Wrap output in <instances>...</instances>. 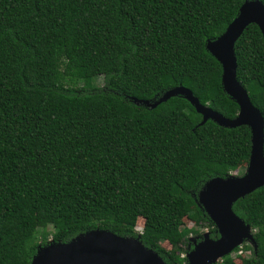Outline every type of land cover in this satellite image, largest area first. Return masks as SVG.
Listing matches in <instances>:
<instances>
[{"label": "trees", "instance_id": "trees-1", "mask_svg": "<svg viewBox=\"0 0 264 264\" xmlns=\"http://www.w3.org/2000/svg\"><path fill=\"white\" fill-rule=\"evenodd\" d=\"M243 1L0 0V264H28L36 246L95 228L137 238L165 264H186L188 235L197 234L181 227L187 214L217 237L197 192L246 162L248 127L198 125L181 95L153 108L132 98L182 86L233 118L238 107L205 42ZM233 53L236 80L263 118L264 156V40L255 24ZM231 210L253 238L237 264H264V186ZM213 264L234 263L226 254Z\"/></svg>", "mask_w": 264, "mask_h": 264}, {"label": "water", "instance_id": "water-1", "mask_svg": "<svg viewBox=\"0 0 264 264\" xmlns=\"http://www.w3.org/2000/svg\"><path fill=\"white\" fill-rule=\"evenodd\" d=\"M250 23L258 27L264 40V5L258 0H244L225 29L213 40L205 42V49L220 64V84L223 91L238 107L233 118H225L201 105L197 98L182 86L166 89L152 101L132 98L134 103L153 108L168 97L181 95L200 114L198 125L209 119L219 126L228 128L245 125L250 132L249 154L243 174L210 178L197 192V203L214 224L217 237L211 239L205 234L201 240L193 241L192 248L185 254L186 264H213L217 259L229 254L242 240L253 244L250 227L231 210V204L236 199L264 186L263 118L258 109L251 104L246 90L235 77L233 44ZM28 264L165 263L152 249L144 247L137 238L95 228L67 242L49 241L43 246H36V251Z\"/></svg>", "mask_w": 264, "mask_h": 264}, {"label": "rangeland", "instance_id": "rangeland-1", "mask_svg": "<svg viewBox=\"0 0 264 264\" xmlns=\"http://www.w3.org/2000/svg\"><path fill=\"white\" fill-rule=\"evenodd\" d=\"M79 72H81V70H79ZM102 84V77L101 76H97L94 80H93V85L95 87H99ZM81 85V83H78V86ZM246 167V162H239L236 166V168L231 171L229 174L233 175V176H240L243 174L244 170ZM142 224H143V219L141 217H137L134 221V230L139 233L142 229ZM181 227H186L188 229H193L197 232V234H189L188 235V240L189 242H193L195 240L196 235L198 237H203L205 234H207L208 228L206 224L203 225H198L194 223L193 218L191 217L190 214L185 215L182 218V225ZM49 230V228H48ZM160 246L163 249H169V244L166 241H161L160 242ZM237 249L234 251H231L229 253L230 258L232 259L234 264H237L238 262H240L241 260L247 258L250 255V251H251V247L252 244L247 241V240H242V242L236 246ZM216 261H219V259H217ZM215 261V262H216Z\"/></svg>", "mask_w": 264, "mask_h": 264}]
</instances>
